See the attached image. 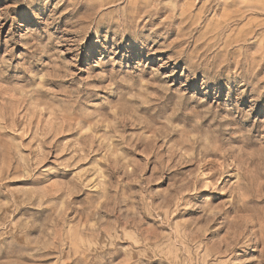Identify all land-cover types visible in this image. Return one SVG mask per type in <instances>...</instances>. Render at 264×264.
I'll use <instances>...</instances> for the list:
<instances>
[{
	"label": "rangeland",
	"instance_id": "374dc122",
	"mask_svg": "<svg viewBox=\"0 0 264 264\" xmlns=\"http://www.w3.org/2000/svg\"><path fill=\"white\" fill-rule=\"evenodd\" d=\"M0 264H264V0H0Z\"/></svg>",
	"mask_w": 264,
	"mask_h": 264
}]
</instances>
